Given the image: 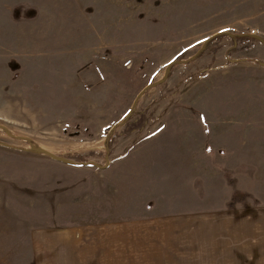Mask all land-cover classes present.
<instances>
[{
  "label": "rangeland",
  "instance_id": "rangeland-1",
  "mask_svg": "<svg viewBox=\"0 0 264 264\" xmlns=\"http://www.w3.org/2000/svg\"><path fill=\"white\" fill-rule=\"evenodd\" d=\"M224 32L264 0H0V264H180L162 220L264 214V46ZM223 218L214 264H264Z\"/></svg>",
  "mask_w": 264,
  "mask_h": 264
},
{
  "label": "crops",
  "instance_id": "crops-1",
  "mask_svg": "<svg viewBox=\"0 0 264 264\" xmlns=\"http://www.w3.org/2000/svg\"><path fill=\"white\" fill-rule=\"evenodd\" d=\"M241 212L242 211H235L230 214H226L225 212L222 213L221 211H217L202 215L192 213L189 216L180 214L176 217L173 216L168 220H162L161 223L157 224H161V226H163L162 229L165 231V235H163L164 237H166V229L168 227V235H176L179 238L180 255H178V259L183 261V263L181 262L180 264H214L218 251L228 252L231 250V247L235 244L221 249L219 246L220 242H224L229 239L228 236H223L218 239L220 234H223L227 227L222 228L224 216L226 218H232L234 221L233 224L236 228H238V224H242L241 232L238 235V243L246 236V229H249V232L252 234L251 239L254 241L253 245L255 246L252 253L255 254L256 258H258L260 257L259 254H262L264 249L263 211L261 213V211H256L255 208H250L246 211L244 217L241 216ZM240 218L242 219L241 221ZM151 225L153 226L154 222H151L150 224H140L138 228L144 227L148 229ZM110 229L117 233V227H110ZM118 229L121 230L120 227H118ZM235 235L236 233L231 238L233 243L235 241ZM171 250H174V248ZM223 257L225 256L223 255ZM248 258L252 259L250 255Z\"/></svg>",
  "mask_w": 264,
  "mask_h": 264
},
{
  "label": "trees",
  "instance_id": "trees-1",
  "mask_svg": "<svg viewBox=\"0 0 264 264\" xmlns=\"http://www.w3.org/2000/svg\"><path fill=\"white\" fill-rule=\"evenodd\" d=\"M230 36L231 37H234L236 39V41L238 42H245L249 39H255V40H258L263 46H264V38L256 35V34H240V35H232L228 32H224V33H219L217 34L216 36H214V38H212L211 40H214L215 38L217 37H221V36ZM209 40V41H211ZM186 53V50L182 51L177 59L179 60L180 58H182L184 56V54ZM239 60H253V59H239ZM177 60H175L173 63H175ZM233 61L232 60H229L227 63L223 64V65H220L219 67H224V66H227L228 64L232 63ZM264 65V63H261ZM210 69V66H206L204 67L203 69H201L199 72H198V77H202L205 75V73ZM150 119V116H146L145 115V112L144 111H140L139 114H138V117L137 118H134L132 121L130 122H127L125 125H124V130L122 132V134H130V133H133V132H141L144 128V126L147 124V122L149 121ZM113 132V131H112ZM114 134V132L112 133V135ZM121 134V133H119ZM112 135H109L107 137V140H106V145L109 147V145L112 143ZM89 154H93V153H89ZM68 157H73L74 159L76 160H79L78 163H83V162H86V161H82L83 158H81V156H78V155H67Z\"/></svg>",
  "mask_w": 264,
  "mask_h": 264
},
{
  "label": "water",
  "instance_id": "water-1",
  "mask_svg": "<svg viewBox=\"0 0 264 264\" xmlns=\"http://www.w3.org/2000/svg\"><path fill=\"white\" fill-rule=\"evenodd\" d=\"M216 34H218V33H215V34L211 35L208 39H206V40L204 41V43H203V46H204V44H205V43H206V42H207L212 36H214V35H216ZM172 63H173V61L167 65L166 69H168ZM133 108H134V105L131 106L128 115L131 114V112L133 111ZM121 124H122V122L118 123V125H121ZM115 127H116V125L112 126V127H111V130L114 129ZM37 151L40 152V153L46 154V155H48L49 157H51V158H53V159H56V156H55L53 153H51V152H49V151H47V150H45V149H43V148H41V147H38ZM81 164H83V165H87L88 162H83V163H81ZM92 164H93L94 166L98 167V168H105V167L108 165L107 156H105V163H104V165H100V164H97V163H95V162H92Z\"/></svg>",
  "mask_w": 264,
  "mask_h": 264
}]
</instances>
